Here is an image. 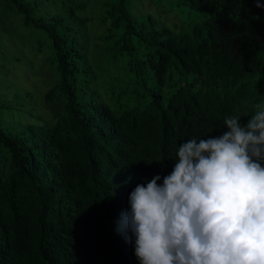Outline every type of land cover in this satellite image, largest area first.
<instances>
[{
	"label": "trees",
	"instance_id": "obj_1",
	"mask_svg": "<svg viewBox=\"0 0 264 264\" xmlns=\"http://www.w3.org/2000/svg\"><path fill=\"white\" fill-rule=\"evenodd\" d=\"M1 1L55 77L50 118L31 92L0 86V264H139L115 231L132 189L169 174L184 141L264 106V8L168 0L184 16L175 28L134 12L144 0Z\"/></svg>",
	"mask_w": 264,
	"mask_h": 264
},
{
	"label": "clouds",
	"instance_id": "obj_2",
	"mask_svg": "<svg viewBox=\"0 0 264 264\" xmlns=\"http://www.w3.org/2000/svg\"><path fill=\"white\" fill-rule=\"evenodd\" d=\"M255 107L246 123L226 116L220 135L181 143L169 174L129 193L115 231L139 264H264V106Z\"/></svg>",
	"mask_w": 264,
	"mask_h": 264
},
{
	"label": "rangeland",
	"instance_id": "obj_3",
	"mask_svg": "<svg viewBox=\"0 0 264 264\" xmlns=\"http://www.w3.org/2000/svg\"><path fill=\"white\" fill-rule=\"evenodd\" d=\"M155 1L144 0L142 3L132 1L130 5L136 13L139 10L150 12L155 18L178 28L184 16L181 15L182 17L179 18V14L176 15V11L170 8L168 0ZM2 5L3 2L0 0V86L4 85L6 92L10 90L11 96L14 93L19 95L31 92L36 101L38 113L44 118H50L44 109V94L55 77L51 65L46 60V56H42V53L35 49L39 42L38 35L22 23L20 16L10 13ZM97 13L96 5L88 8L87 14L94 18L90 24V30L95 35L101 32L96 20ZM16 100L14 98V101ZM24 105L27 108L31 106L30 103L25 102ZM27 112L22 108V114L27 115Z\"/></svg>",
	"mask_w": 264,
	"mask_h": 264
}]
</instances>
